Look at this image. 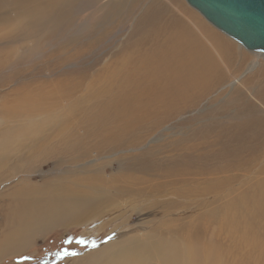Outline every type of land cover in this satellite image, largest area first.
<instances>
[{
  "label": "bare ground",
  "instance_id": "bare-ground-1",
  "mask_svg": "<svg viewBox=\"0 0 264 264\" xmlns=\"http://www.w3.org/2000/svg\"><path fill=\"white\" fill-rule=\"evenodd\" d=\"M78 1L81 0H0V71L14 62L10 48L13 42L39 40L32 37L33 32L36 37L46 39L49 29H59L66 24L69 28L70 23L76 22L80 14L75 16L77 12L73 11V5H78ZM115 2L102 4V9L98 10L102 12L100 22L94 21L96 26L91 27V31L83 30H88V43L76 54L82 70L60 80L55 78L52 84L42 79L41 76L45 77L42 71L35 75L37 78L28 77L26 81L16 82L13 74L6 79L0 78L1 103L11 107V114L21 121L6 126L0 133V170L10 169L14 174L24 172L21 167L25 163L21 161L31 158L33 162L42 156H39L40 150L45 154L50 151L53 155L63 154L64 147L56 145V138H60L63 144L66 140L74 141L67 150V154L73 157L65 155L70 165L79 161L76 156L86 161L85 157L91 152L93 156L114 155L122 149L128 151L124 158L126 162L120 171L109 170L107 173L103 166L109 161H103L94 169L84 168L83 174L74 173L32 190L26 188L28 183H22L21 189L17 188L11 194L13 201L20 198L21 202L13 205L15 209L10 216L14 215L15 223L9 220L12 232L6 236L5 242H0V251L20 250L27 238L36 236L44 228L59 224L76 225L83 218L87 219L81 223L96 218L103 220L117 214L128 218L117 225L113 236L98 249V256L93 254L95 252L89 253L90 261L93 259L89 264H264V141L263 146L257 148L260 153L256 156L228 159L233 163L230 165L238 167L239 171L241 167L245 171L247 166L255 167L259 158H262V165H258V170L256 166V172L252 171L258 179L238 181L251 182L252 185L240 194L243 203L222 205L221 189L235 177L230 175L222 179L213 175L208 178L209 173L218 171L203 167L207 157L201 152L203 148H199L195 163L189 158L191 141L195 139L205 147L204 136L203 140L194 138L195 134L191 138L189 127L178 131L180 125L170 124L172 119L200 104L210 91L225 81L226 74L218 58L231 62L233 44L200 20L199 28L194 30L157 0L144 9L131 38L114 52L108 51L113 61L102 63L96 72L87 58L93 54L94 42H103L108 34L103 26L110 23V11L122 5V0ZM113 3L117 6H112ZM139 5L140 1L133 3V7ZM8 8L15 9L14 19L9 17ZM93 15L92 20L95 19ZM16 19L21 21L22 28L6 31ZM75 37L68 42L78 43L80 40ZM72 57L67 56V59ZM232 82L239 83L235 79ZM48 92L65 101L63 107L53 106L47 100ZM10 102L12 104L8 106ZM243 112L252 115L254 109L247 106ZM216 117L213 115L212 119ZM213 123L220 125L216 121ZM248 127L250 129L249 124L246 131ZM79 136L84 143L81 148L78 147ZM74 145L83 152L77 151ZM30 148L32 153L27 152ZM179 152L183 154L177 156ZM30 167L28 162L27 169ZM200 169L204 172L197 173ZM222 169L226 170V167H220ZM64 173L69 175L68 171ZM246 182L242 184L247 185ZM134 214L137 218L131 221Z\"/></svg>",
  "mask_w": 264,
  "mask_h": 264
},
{
  "label": "rangeland",
  "instance_id": "rangeland-1",
  "mask_svg": "<svg viewBox=\"0 0 264 264\" xmlns=\"http://www.w3.org/2000/svg\"><path fill=\"white\" fill-rule=\"evenodd\" d=\"M118 1L120 2L121 0H116V2ZM136 1H140V5H139L140 8L139 6L133 7V3ZM156 1L157 0H122V5L119 7H116L117 4L116 5H114V3L113 5L111 4L112 6H115L116 8H113L114 11H110V15L112 16V18L110 19V23L107 24L106 26L105 25L103 26V29L108 31V34L103 39V42H100V43L94 42L96 46L94 48L95 50L93 49V54H92L93 56L91 55L87 58L88 59L87 62L89 63L90 67L92 66L91 68H93V70L97 72L99 68L101 67L102 63L110 62L111 59L113 61V56L109 52L111 51L114 52L116 49H118L123 44V42H125L126 40L128 41L131 38L133 32L135 31L134 26L137 20L140 19L142 14L145 12L144 9H146L147 6L153 5L154 3H156ZM78 2H79L78 5L77 4L73 5V11L77 12L75 16H77L79 13L80 18L77 19L76 22L70 23L71 25L69 24V28L66 24L64 27H61L59 29L58 28L49 29L48 32H46L48 33L46 35L47 36L46 39H40L39 37H36V35H34L35 32H33L32 37L35 39H39V40L25 39V43L22 42V40L13 42L10 48H11V51H13L12 60H14V62L12 63V65L5 67L3 70L0 71V78L6 79V76L13 74L12 76L14 77L16 82L19 80L23 81L27 79L28 77H31L33 79L37 78L38 76H35V75L38 74L40 71H42V74L45 76V77L41 76L42 79L45 78L44 80L47 79L52 84L53 79L55 80V78L60 80L62 78H66V76L69 74L82 70L83 68H79L76 54L78 52H81V50H83V46L88 43L86 39V32L88 30L91 31L92 30L91 27L95 28L96 25L93 23L94 21L95 23L100 22L102 12L98 10L102 9L101 5L107 2L112 3L115 1L114 0H94V1L93 0L91 1L81 0ZM159 2L165 4L166 7L171 9L172 12L174 11V13L180 17L182 22L187 23L188 26L192 27L194 30L199 28L197 24H199L198 21L200 20L208 28L218 33L222 38H224L229 43L231 42L230 44H233L232 46H233L234 55H233V59L231 62L228 61L227 59L224 60L221 57L218 58V62L220 63L223 71L226 74V79L224 81L225 83L224 82L221 83V85L217 89H213L212 91H210L207 94L208 96L206 95V97L200 102V104L198 103L197 105L198 107L196 106L190 109L187 113L180 115L179 117L177 116V118L172 119V121H170V124H174L177 126L180 125L178 126V131H181L184 128L189 127L188 132L190 133L191 138H193L195 134L194 138L203 140V136H204L205 138L204 140L206 141L205 147L202 145L200 146L198 143L199 141L195 139L191 141V148L189 150V153H190L189 158H190V161L195 163L198 160L197 157L199 154V148L200 149L203 148L201 149V152L202 154L205 155L204 157L207 156L205 158L206 163H204L203 167L207 169L208 171H218V173H215V174L209 173L207 175L208 178H212L213 175L214 177L220 176L221 178L222 177L224 178L225 176H230V175L231 177L232 176L235 177V180H234L235 182L233 181V182L225 183V185L228 184L227 186L223 185L221 189L222 190L221 204L225 205L224 203L235 202L237 205L239 203H243L242 202L243 198L241 197V195L245 193V191L250 189L252 185H251V182H249L248 184V182L246 181H243V182L240 181L241 183L238 181L240 179H246V178L253 179V180L258 179L254 172H256V169H255L256 166L262 165L261 164L262 158H259L258 159L259 161L257 160L258 162L255 160L257 164L255 163V161H253L254 162L253 164H256L255 167L253 165L247 166L248 173L247 171L243 170L242 167H241V170L239 171L238 167H235L233 165L231 166L230 163L231 164L233 163L229 162L228 159L230 160L232 158H237V157H240V158L246 157L249 159V157L254 156V155L256 156L257 153H260L259 150H257V148L259 146L264 145V142L262 145V141H264V55H263V52L249 51L246 48H244L238 41L229 37L222 31H220L218 28H216L214 25H212L208 20H206V18L198 10L190 6L186 0H159ZM122 9H123V12H121ZM7 10H8L9 17L10 18L12 17V19H14L13 18L14 15L17 14L15 9L8 8ZM115 10L119 12L116 13ZM92 14H94L93 15V17L95 18L94 20L91 19ZM17 24L19 25V27H14ZM50 24H52V22ZM20 26H22L21 21L16 19L11 23L10 26H7L6 31L7 30L10 31L12 29L14 31H17V30L19 31L22 28ZM84 29H88V30L83 31ZM1 32L2 31L0 30V34H2ZM82 32H83V35H82ZM71 37H75L77 39L79 38L78 41L79 40L80 41L78 43L75 41L73 42L70 41L71 43H69L68 40ZM108 40L111 42H109ZM1 45L2 44L0 43V47ZM209 46L214 51L213 47L211 45ZM33 48H34V51H33ZM14 49H15V52H14ZM94 52L97 54H95ZM106 52L109 54H107ZM67 56H71V57L73 56V57L68 60ZM234 58H237V59H234ZM64 60H66V62ZM47 63H50V64H47ZM93 64H95L94 67H93ZM233 78L235 80H238L239 83L233 84L232 82L234 80ZM260 92H262V94H260ZM0 94H1V91H0ZM2 95L4 94L2 93ZM46 96H47V100L53 106L56 105L55 106L56 108L63 107L62 104H64L65 101L63 100L61 101L60 99L56 98L50 92H48V94L46 93ZM1 99L2 98H0V104H1L0 105V133L5 131V129L7 128L6 126H10L11 124L17 125L18 123L21 122L20 120L16 119L11 114V109H12L11 107H9L10 108L9 109L8 107H6L5 105L1 103ZM11 104L12 103L10 102L8 106H11ZM247 106L253 107L254 113L252 115H247L245 112H243V109L246 108ZM7 109L9 110L7 111ZM213 115H216L218 117L212 119ZM214 121H216L220 125L213 123ZM246 123L250 125V129L248 127V131H246V126L248 125ZM29 124L30 123H28L27 125ZM28 131L30 130L28 129ZM211 135L213 136V138ZM244 136L246 137L244 138ZM79 138H80L79 139L80 141L82 138L81 136H79ZM55 140L54 142L56 143V145H60L61 148L64 147V149L62 148L63 154L53 155V152L51 151L50 153L45 154V151L40 150L41 152H39V156L40 155L42 156L35 158L33 162L31 161V158L25 161H21L25 163L21 167V169L24 172L18 171L16 174H14L11 172L10 169L4 168L0 170V242H3V241L5 242V240H7L6 236L12 232L11 230L12 226L10 225L9 220L10 222L14 224L15 218L13 214L10 216V212L13 209H15V206L13 205L20 203L21 201L19 200L21 199L18 198L15 201H13V199L11 198V194L14 193L15 189L17 188L21 189L22 183L24 182L28 183L26 188L32 190L39 186L45 187L47 185V182L49 183L55 182V180L58 181L59 179L65 178L74 173L77 175L79 173L83 174V172H85L87 168L94 169L97 167V163L103 164V161H109L108 164L103 166L105 168V169L103 168V170L107 171V173H109L110 171L112 172L120 171V167L124 165L126 162V159L124 158H125V155L128 153V151L127 150L125 151L124 149H122V150L117 151L116 152L117 154L115 153L114 155H112V153H107V155H103L105 153H102L98 156H95V155L93 156L91 152L90 154H87V157H85L87 158L86 161H83L82 159H79L76 156L77 160L79 161L70 165L65 155H71V158L73 157L72 154H67V150L71 148V146H73L74 141L66 140L64 141V144H63V141L60 138H56ZM88 141H89L88 145L89 146L91 145L90 147L93 148L90 140ZM228 141L229 143H227ZM219 143L220 144L222 143V145H220ZM234 143H236V145ZM247 144H249V146ZM225 145H227L228 147H225ZM74 146H75L74 148L77 151H79L76 148V145ZM82 146H84V143L80 141L78 144V147L81 148ZM234 147H236L239 150H237ZM204 148L205 149L207 148V149L205 150ZM225 148L229 151H226ZM240 148L242 149V151L240 150ZM192 149L195 151H192ZM234 149L239 151L237 155L235 154L236 150ZM82 150H80L79 152H83ZM224 150L226 151L225 152L226 154L224 153ZM254 150L256 152H254ZM27 152L32 153V149L30 148V150ZM219 152H221L220 155L217 154ZM180 153L183 154V152H179L177 156H179ZM207 158L209 160H207ZM28 162L31 163L30 169H27ZM195 165L196 164H194V166ZM215 165L217 166L216 169H215ZM259 166L257 167V170L259 169ZM220 167L221 168L226 167V170L222 169L223 170L222 171L220 170ZM251 167H254V169L253 168H252L253 170L250 169ZM71 169H72L71 171L72 173L70 172ZM229 169L230 171H228ZM76 170L78 171L80 170L81 172H78ZM65 171L66 172L68 171L69 175H65L67 174V173H64ZM198 172H204V171L200 169L199 171H197V173ZM231 177H228V178H231ZM245 182L247 183V185L242 184ZM227 191L230 192L233 195V197ZM251 192L253 194V191ZM251 192L249 194H251ZM223 194H226L227 197L224 196ZM20 195L21 194H19L18 197H20ZM236 198H239V200ZM125 218H128V217L127 216L121 217L120 215L116 214V215L107 217L103 220L101 218L100 219L96 218V220L92 219V220L81 223L83 220L87 219V218H83L82 220H78L81 222L77 221L78 223H75L76 225L59 224V225L53 226L52 228H44L36 236L34 235L30 237V239L27 238V241L24 247H22L20 250L15 249L13 251H4V250L0 251V264H89L93 260L92 259L90 261L91 256L89 255V253L92 251L90 254L95 252L93 254H96L98 256V249L109 241V239L113 236V232L115 231L117 225L121 221H123ZM136 218L137 217L135 216V214L132 215L131 221L133 220L135 221ZM119 233L120 232L117 233L118 236H119ZM210 235L211 234H209L208 236ZM221 235L223 236L224 234H221ZM208 236L207 238H209ZM225 243H226V238L222 246L224 249H225ZM76 260H79V261H76Z\"/></svg>",
  "mask_w": 264,
  "mask_h": 264
},
{
  "label": "water",
  "instance_id": "water-1",
  "mask_svg": "<svg viewBox=\"0 0 264 264\" xmlns=\"http://www.w3.org/2000/svg\"><path fill=\"white\" fill-rule=\"evenodd\" d=\"M249 51L264 54V0H186Z\"/></svg>",
  "mask_w": 264,
  "mask_h": 264
},
{
  "label": "crops",
  "instance_id": "crops-1",
  "mask_svg": "<svg viewBox=\"0 0 264 264\" xmlns=\"http://www.w3.org/2000/svg\"><path fill=\"white\" fill-rule=\"evenodd\" d=\"M260 94H262V92H260Z\"/></svg>",
  "mask_w": 264,
  "mask_h": 264
}]
</instances>
